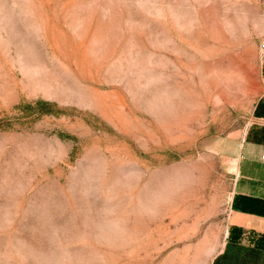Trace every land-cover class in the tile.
Instances as JSON below:
<instances>
[{"label": "rangeland", "instance_id": "374dc122", "mask_svg": "<svg viewBox=\"0 0 264 264\" xmlns=\"http://www.w3.org/2000/svg\"><path fill=\"white\" fill-rule=\"evenodd\" d=\"M263 42L264 0H0V264H214Z\"/></svg>", "mask_w": 264, "mask_h": 264}, {"label": "crops", "instance_id": "0c3cea01", "mask_svg": "<svg viewBox=\"0 0 264 264\" xmlns=\"http://www.w3.org/2000/svg\"><path fill=\"white\" fill-rule=\"evenodd\" d=\"M261 72L264 82V63ZM255 120L236 156L225 247L214 264H264V247L256 243L264 237V118Z\"/></svg>", "mask_w": 264, "mask_h": 264}, {"label": "trees", "instance_id": "16d2710c", "mask_svg": "<svg viewBox=\"0 0 264 264\" xmlns=\"http://www.w3.org/2000/svg\"><path fill=\"white\" fill-rule=\"evenodd\" d=\"M260 117L264 118V113H262L261 111L258 114ZM257 245L264 247V237H261L259 240H257Z\"/></svg>", "mask_w": 264, "mask_h": 264}, {"label": "built area", "instance_id": "2783aa9c", "mask_svg": "<svg viewBox=\"0 0 264 264\" xmlns=\"http://www.w3.org/2000/svg\"><path fill=\"white\" fill-rule=\"evenodd\" d=\"M261 48L264 49V42L261 44Z\"/></svg>", "mask_w": 264, "mask_h": 264}]
</instances>
